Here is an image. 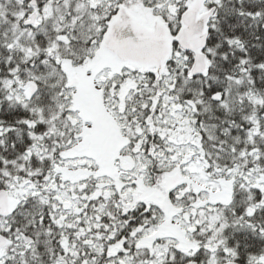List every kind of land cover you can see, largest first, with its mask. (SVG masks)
<instances>
[{
    "label": "snow or ice",
    "instance_id": "6c2138e0",
    "mask_svg": "<svg viewBox=\"0 0 264 264\" xmlns=\"http://www.w3.org/2000/svg\"><path fill=\"white\" fill-rule=\"evenodd\" d=\"M0 264H264V0H0Z\"/></svg>",
    "mask_w": 264,
    "mask_h": 264
}]
</instances>
